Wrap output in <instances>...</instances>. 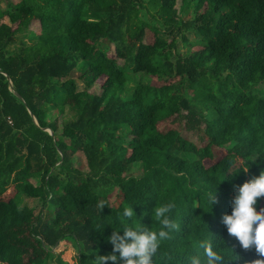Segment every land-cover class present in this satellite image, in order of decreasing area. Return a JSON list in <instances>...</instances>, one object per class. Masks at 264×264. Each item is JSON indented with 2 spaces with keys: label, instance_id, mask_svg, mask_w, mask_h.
<instances>
[{
  "label": "trees",
  "instance_id": "1",
  "mask_svg": "<svg viewBox=\"0 0 264 264\" xmlns=\"http://www.w3.org/2000/svg\"><path fill=\"white\" fill-rule=\"evenodd\" d=\"M3 1L0 264H94L113 254L115 230L159 231L153 210L167 203L180 230L153 264H190L204 238L228 264L261 259L221 220L236 188L264 172V0ZM18 34L24 43L14 44ZM99 80L101 91H90Z\"/></svg>",
  "mask_w": 264,
  "mask_h": 264
},
{
  "label": "clouds",
  "instance_id": "2",
  "mask_svg": "<svg viewBox=\"0 0 264 264\" xmlns=\"http://www.w3.org/2000/svg\"><path fill=\"white\" fill-rule=\"evenodd\" d=\"M248 170V168L243 169L245 173ZM259 197H264V172L259 177H254L236 188V194L232 200V213L225 214L221 220L229 236L236 238L245 251L255 247L261 259L253 261L252 264H264V209L258 211L254 207ZM207 198L212 207L218 203L216 193H208ZM105 205L107 203L102 200L98 202L97 208L102 212ZM174 208V203L154 208L153 215L160 225L159 231L146 227L125 226L123 227L124 234L121 235L120 230H115L108 238L114 246L113 254L97 255L94 264H109V262L112 264H119V262L122 264H153V257L157 255L161 244L172 239L173 232L180 230V225L170 218ZM133 216V208H124V218L131 220ZM197 247L198 250H203V256L197 252L196 255L189 257L190 264H228L229 259L226 258L228 254L223 253L218 245H214L212 239L199 240ZM238 258L236 255L231 260Z\"/></svg>",
  "mask_w": 264,
  "mask_h": 264
},
{
  "label": "rangeland",
  "instance_id": "3",
  "mask_svg": "<svg viewBox=\"0 0 264 264\" xmlns=\"http://www.w3.org/2000/svg\"><path fill=\"white\" fill-rule=\"evenodd\" d=\"M180 4H181L180 1H178V2L176 3V7H177V9L180 7ZM4 6H5V2H4L3 0H0V7L2 8V7H4ZM182 10H183V8L181 9V11H182ZM186 10H188L190 14L192 13V8H191V7H187V8L185 9V11H186ZM182 15H183L184 18L187 17L186 12H183V11H182ZM2 20H3L4 22L7 21L6 18H5V19H2ZM36 28H37V25L33 22L32 25H31V29L36 30ZM187 36H188V38L190 39V41H193V39L195 38V36H194L193 33H187ZM152 40H153L152 31H151L150 29H146V33H145V37H144V42L149 43V42H151ZM25 41H26V37H25L23 34H18V35L16 36V38H15V43H14V44H22V43H24ZM12 47H14V45H13ZM187 48H189L190 50H196V49L200 48V45L197 44V43H192V44L188 45ZM184 49H185V48H184ZM184 49H183V50H184ZM112 50H113V49H110V52H109L110 54H113V51H112ZM73 77H74V79H75V81H76L77 89H78V90H82V89H84L85 86H84V84L82 83V81L77 77V75H74ZM102 83H103V80H99L98 83L94 84L89 90L92 91V92H95V93L100 92V91H101V85H102ZM151 83H152V84H155V85H159V84H161L160 81H156L155 79H152V80H151ZM258 87L261 88V89H264V83H261ZM200 106H201V105H198V106H197V109H198V110H200V108H201ZM71 113H72L71 111L66 110V114H65L64 116H65L66 118H69V117H71ZM170 126H172L170 123H168V124L166 123V124H162V125H161L162 128H167V127H170ZM177 127L180 129V133H181L183 136H185V137H187V138H189V139H191V140H193V141L199 143V145H203V144H204V143L200 140V138H199V134H198L196 131H194V132H186V131L183 130V128H182L181 125H177ZM74 164L77 165V166H79V167L82 168L83 170H86V163H85V159H84L82 153L77 152V153L75 154V156H74ZM133 173H134V174H137L138 172H136V171L133 170ZM114 198H115V192L113 191V192L111 193L109 199H110V201H113ZM21 199H22V204H25V205H28V206H30V207H33L35 213L38 212V211L40 210V203H39V201H38L37 199H34V198H28V197H22Z\"/></svg>",
  "mask_w": 264,
  "mask_h": 264
},
{
  "label": "water",
  "instance_id": "4",
  "mask_svg": "<svg viewBox=\"0 0 264 264\" xmlns=\"http://www.w3.org/2000/svg\"><path fill=\"white\" fill-rule=\"evenodd\" d=\"M34 122L36 123V120L34 119ZM45 130H47L49 132V134L52 135V131L49 128H44Z\"/></svg>",
  "mask_w": 264,
  "mask_h": 264
}]
</instances>
